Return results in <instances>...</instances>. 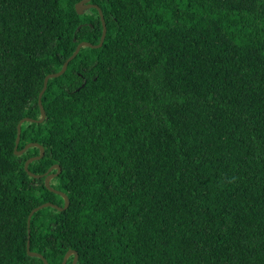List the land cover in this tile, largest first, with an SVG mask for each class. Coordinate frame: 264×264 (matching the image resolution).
I'll list each match as a JSON object with an SVG mask.
<instances>
[{
    "label": "trees",
    "instance_id": "16d2710c",
    "mask_svg": "<svg viewBox=\"0 0 264 264\" xmlns=\"http://www.w3.org/2000/svg\"><path fill=\"white\" fill-rule=\"evenodd\" d=\"M79 1L0 0V264H264V0H91L26 169Z\"/></svg>",
    "mask_w": 264,
    "mask_h": 264
},
{
    "label": "water",
    "instance_id": "95a60500",
    "mask_svg": "<svg viewBox=\"0 0 264 264\" xmlns=\"http://www.w3.org/2000/svg\"><path fill=\"white\" fill-rule=\"evenodd\" d=\"M90 1H91V0H80V1L76 4V9H77V11H78L79 13H82V12L84 11V9H86V8H88V7H96V8H98V10H99V12H100V14H101L102 22H103V32H102L101 40H100V42H99L98 44H93V43H91V42H89V41H86V40L81 41V42L77 45V47H76L74 53H73L70 57H68V59L64 62V64H63L61 70H59V71H57V72H52V73L47 74L46 77H45V79H44V86H43V88L41 89V91H40V93H39V106H40V110H41V117H40L39 119H35V118H32V117H24V118H22V119L19 121V123H18V133H17V139H16V146H15V149H16L15 151H16V153L21 154V153H23L28 147L33 146V145H36V146H38V147L40 148V153H39L38 155H36V156H32V157H30V158H28V159L26 160V162H25V168H26V169H28V167H29V163H30L31 161H33V160H35V159L42 158V157L44 156V154H45V149H44V146H43L42 144L38 143V142H30V143H27V144L25 145L24 148H22V149H20V150L17 149V148H18V145H19V142H20V136H21V125H22V122L25 121V120L43 121V120L45 119V117H46V110H45L44 105H43V103H42V95H43V93L45 92V90H46V88H47V84H48L49 79H50L51 77H55V76H59V75L63 74V73L66 71L69 62H70V61H71V60H72V59L78 54V52L80 51V49H81L82 46H92V47H97V46L102 45V44H103V41H104V39H105V36H106V33H107V24H106V21H105V19H104L103 11H102L101 7H100L98 4L90 3ZM54 168H57L58 171H57L56 173H49V174H47L46 179H45V183H46V185H47L50 189L56 191L57 193L62 194V195L65 197V204H64L63 206H59L58 204H54V203H52V202H50V201H49V202H45V203L40 204L39 206L35 207V208L32 210V212L30 213V215H29V223H30L31 215H32L35 211L39 210L40 208H43L44 206H49V205H51V206H55V207H57L58 209H65V208H67V207L69 206L70 200H69L67 194H66L65 192L59 190V189H56V188L52 187L51 184H50V180H51L56 174H58V173L61 171V167H60L59 164H53V165L49 168L48 172L51 171V170L54 169ZM30 173H31L32 175H35V176H40V175L35 174V173L31 172V171H30ZM27 249H28L29 254L40 256V257H42V259L44 260L45 264H49V263H48V260L44 257V255H43L42 253H40V252H36V251H31V250H30V240H28V242H27ZM71 254H74V258H73V262H72V264H77V261H78V252H77L76 250H73V249H70V250H68V251L66 252V254H65V256H64V259H63V261H62V264H66V263H67V259H68V257H69Z\"/></svg>",
    "mask_w": 264,
    "mask_h": 264
},
{
    "label": "bare ground",
    "instance_id": "6f19581e",
    "mask_svg": "<svg viewBox=\"0 0 264 264\" xmlns=\"http://www.w3.org/2000/svg\"><path fill=\"white\" fill-rule=\"evenodd\" d=\"M24 129H25V128H24ZM2 160H3V159H2ZM17 170H18V169H17ZM18 171H19V170H18ZM0 172H1V171H0ZM24 176H25V175H24ZM37 178H38V177H37ZM30 179H31V178H30ZM30 179H29V180H30ZM36 180H37V179H36ZM40 181H41V179H40ZM38 182H39V181H38ZM53 185H54V184H53ZM33 187H34V186H33ZM55 187H56V186H55ZM6 209H7V208H6ZM38 228H39V227H38ZM38 228H37V229H38ZM37 229H36V230H37ZM42 233H44V232H42ZM24 242H25V241H24ZM62 242H63V241H62ZM53 247H54V246H53Z\"/></svg>",
    "mask_w": 264,
    "mask_h": 264
},
{
    "label": "clouds",
    "instance_id": "9594fccd",
    "mask_svg": "<svg viewBox=\"0 0 264 264\" xmlns=\"http://www.w3.org/2000/svg\"><path fill=\"white\" fill-rule=\"evenodd\" d=\"M91 3V2H90ZM93 4H95V3H93ZM85 10V9H84Z\"/></svg>",
    "mask_w": 264,
    "mask_h": 264
}]
</instances>
